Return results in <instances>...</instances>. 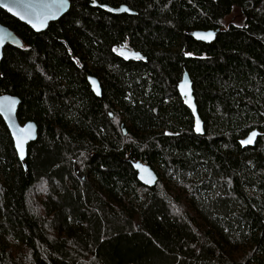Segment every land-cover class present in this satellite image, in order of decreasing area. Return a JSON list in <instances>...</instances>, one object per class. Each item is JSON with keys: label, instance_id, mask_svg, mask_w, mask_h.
I'll return each instance as SVG.
<instances>
[{"label": "trees", "instance_id": "trees-1", "mask_svg": "<svg viewBox=\"0 0 264 264\" xmlns=\"http://www.w3.org/2000/svg\"><path fill=\"white\" fill-rule=\"evenodd\" d=\"M69 1L42 33L0 9V95L38 127L22 163L0 117V264H264V0Z\"/></svg>", "mask_w": 264, "mask_h": 264}, {"label": "water", "instance_id": "water-1", "mask_svg": "<svg viewBox=\"0 0 264 264\" xmlns=\"http://www.w3.org/2000/svg\"><path fill=\"white\" fill-rule=\"evenodd\" d=\"M0 9L11 17L25 24L34 33H42L47 30L51 23L60 20L70 10L69 0H0ZM219 30H197L190 36L197 42L210 44L215 40ZM6 46L22 48L23 43L19 37L8 27L0 24V61ZM117 53L126 61L140 59L141 55L129 49H119ZM88 84L95 96L102 94L100 82L96 77L89 76ZM177 92L186 108L191 112L194 120V131L198 135L203 134V123L198 115L193 97L192 83L185 71L177 86ZM20 99L8 94L0 95V117L2 118L13 142L17 159L24 163L27 157L28 145L35 142L38 137V127L35 122L20 123L17 111ZM260 133L258 130L251 131L244 139L240 140L243 148L253 147ZM131 165L136 172L138 181L147 188L156 185L158 177L146 164L135 160Z\"/></svg>", "mask_w": 264, "mask_h": 264}, {"label": "rangeland", "instance_id": "rangeland-1", "mask_svg": "<svg viewBox=\"0 0 264 264\" xmlns=\"http://www.w3.org/2000/svg\"><path fill=\"white\" fill-rule=\"evenodd\" d=\"M231 19L234 20L236 23L240 21V18L238 17V13H234V16Z\"/></svg>", "mask_w": 264, "mask_h": 264}]
</instances>
